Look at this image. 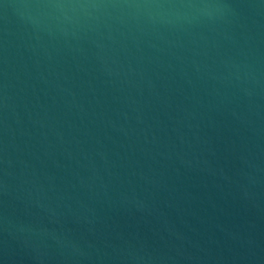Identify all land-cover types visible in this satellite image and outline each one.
I'll list each match as a JSON object with an SVG mask.
<instances>
[{
  "label": "water",
  "instance_id": "obj_1",
  "mask_svg": "<svg viewBox=\"0 0 264 264\" xmlns=\"http://www.w3.org/2000/svg\"><path fill=\"white\" fill-rule=\"evenodd\" d=\"M0 264H264V0H0Z\"/></svg>",
  "mask_w": 264,
  "mask_h": 264
}]
</instances>
